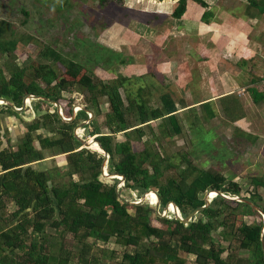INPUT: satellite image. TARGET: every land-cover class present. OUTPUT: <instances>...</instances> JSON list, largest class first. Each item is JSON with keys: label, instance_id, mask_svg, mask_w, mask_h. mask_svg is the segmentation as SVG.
Returning a JSON list of instances; mask_svg holds the SVG:
<instances>
[{"label": "trees", "instance_id": "1", "mask_svg": "<svg viewBox=\"0 0 264 264\" xmlns=\"http://www.w3.org/2000/svg\"><path fill=\"white\" fill-rule=\"evenodd\" d=\"M97 1L102 6H109L113 2L120 4L123 0ZM156 1H175L170 14L175 19L182 17L188 1H192L208 11L201 18L207 23L212 5L218 0ZM238 1L246 4L248 15L264 14V0ZM24 14L28 15V12L24 11ZM14 42H9L11 49L0 44V52L10 54ZM8 68V78L0 77V99L11 102L16 108L22 106L27 95L60 103L64 93H79V98L67 100L66 116L69 118L76 106L83 105L81 100L85 102L84 107L93 119L83 128L89 129V135L95 136L109 155L108 174L112 178L123 176L125 188L138 189L141 197L147 193H150L148 197L156 199L157 196L160 213L173 205L184 219L206 203L207 197L200 196L204 192L217 191L242 197L236 182L227 180L217 169L197 168L186 156L182 157L187 165L184 170L164 182L159 180L160 160H154L158 154L148 147L143 127L151 121L161 120L158 128L165 140L181 133L175 116L178 109L168 94L160 97V106L149 108L141 90L134 97L127 93L124 102L119 89L126 79L104 82L103 77L90 74L77 63L64 66L60 75L47 64H38L36 70L28 74L24 68ZM35 77L42 80L43 86L35 81ZM248 92L256 104L264 97L257 88H248ZM102 99L108 103L106 113L100 108ZM201 106L204 116L210 119L213 114L210 103L205 102ZM234 106V103L230 104L229 109H234ZM54 109L52 113L45 112L25 123V135L15 150L0 149V264H71L74 258L83 264H104L102 260L112 264L115 253L111 252L106 257L105 249L96 247V242L107 244L111 239L117 245L132 247V250L122 252V259L116 264H264L262 217L252 206L242 202H235L232 206L219 194L184 225L175 214L170 218L157 215L152 202L138 205L123 202L116 190L120 181L113 179L109 183L100 178H105L102 172L104 157L98 153L101 150L94 145V152L80 148L81 144L74 137L73 129L88 120L87 112L78 111L68 122L60 118L56 107ZM5 112L16 114L10 107L1 104L0 113ZM100 126L107 132H100ZM40 129L48 130L52 136L35 134ZM118 133L124 134V141H116ZM33 141H37L39 150L34 147ZM47 150L54 151L53 155L65 154L67 175L72 177L77 174L81 181H72L66 187L56 182L49 170L33 168L31 164L41 160L42 152ZM116 156H119L118 160ZM145 164L151 166V174L147 167L144 168ZM254 184L255 188L261 185L255 180ZM257 199L259 196L254 193L248 201L256 205ZM8 201L15 207L11 212L6 209ZM129 209L133 210V214L129 213ZM169 210L175 211V208ZM262 211L264 213V208ZM237 215L248 220L253 217V220L249 223L240 220L235 226L232 220ZM151 219L162 226H152ZM48 229H53V234L47 232ZM216 231L224 241L233 235L238 247L246 249L249 257L235 258L231 251L227 252L220 242L214 241L211 234ZM88 239L93 242L88 244ZM80 244L81 249L74 252L75 246ZM180 255H192L194 260L187 263Z\"/></svg>", "mask_w": 264, "mask_h": 264}, {"label": "rangeland", "instance_id": "2", "mask_svg": "<svg viewBox=\"0 0 264 264\" xmlns=\"http://www.w3.org/2000/svg\"><path fill=\"white\" fill-rule=\"evenodd\" d=\"M157 3L156 0H123L120 4L113 2L109 6H102L97 0H0V44L11 49L9 42L15 41L10 54L0 52V77L2 75V78H8V66L9 70L12 66L24 68L28 74L29 71L34 72L38 64H47L60 75L64 66L77 63L90 74L103 77L104 82L126 79L124 88L119 89L124 102L127 93L134 97L141 90L143 98L147 100V106L155 108L161 105L160 97L168 94L178 109L175 116L181 133L165 140L158 128L161 120L151 121L143 127L144 139L149 142L148 147L151 152L158 154L154 160H160L159 180L164 182L184 170L187 165L182 157L186 156L197 168L217 169L227 180L231 179L239 185L242 197L225 195V199L229 200L232 206H235V202H241L240 199L248 201L252 194L257 193V204L249 202L262 210L264 186L255 188L254 180L257 184L264 185V156L258 155L259 147L264 145V101L257 104L260 107H257L256 103L252 104L247 90L257 88L263 92L264 61H259L263 54L258 50V45L245 38L246 34L249 35L253 31L245 30V19L239 18L242 5L233 8L238 16L235 18L229 16L222 8L223 3L215 5L211 12L216 13L217 20H210L208 23L212 24L207 27L200 25L199 30L193 31L191 27L179 26L180 28L176 29L171 23L172 19L168 25L167 21L159 23L158 19L162 18V14L163 17L168 16L172 10L162 9V5L159 7ZM237 3L241 4L238 0ZM173 7L174 5L170 6L171 9ZM24 11L28 12V15H25ZM188 12L192 13L193 9H188ZM172 25L174 28L168 29ZM232 27L236 32H232ZM172 45H176L175 48L170 47ZM178 45L182 47L181 52L177 51ZM252 55L255 56L251 59ZM162 61H165V64H158ZM251 78L257 82L251 83ZM35 81L43 86L39 77H35ZM228 89L235 93L233 95L237 96L240 103L234 106V109H229L228 114L225 112L223 115L220 100L212 99L224 96ZM74 97L79 98V93H64L62 101L56 102L60 107V110L56 108L60 118L75 117L74 114L69 118L66 116L67 100ZM27 99L26 106L15 115L0 113V149L15 150L25 135V123L39 118L45 112L55 111L54 104L50 102L29 97ZM209 100L213 101L210 104L217 117L207 120L201 104L210 102ZM81 102L83 105L79 106L84 107L85 102ZM183 106L185 107L182 108ZM100 108L104 113L108 111L105 99H102ZM92 119L93 115L89 120ZM81 123L73 129V134L84 142L90 138L95 140L94 136L89 135V129L79 128ZM100 132H107V129L100 126ZM35 134L52 136V133L45 129H40ZM115 139L118 142L124 141V134L118 133ZM32 143L39 150L37 141ZM42 153L43 158L31 164L33 168L49 170L54 180L66 187L72 181H81L77 174L72 177L67 175L65 154L53 155L55 152L51 150ZM115 159L118 160L119 156ZM254 162L256 164H253ZM144 166L151 174V166ZM106 172L108 174L107 169ZM85 176L88 177V174ZM111 177L110 175L100 178L112 183L114 178ZM116 190L121 201L131 204L140 202L141 194L138 189L125 188L122 184L117 186ZM200 196L206 198L209 192ZM213 196L214 193L211 197ZM14 208L12 202L6 203L7 212ZM256 212L261 215L257 210ZM129 213L133 214V210L129 209ZM179 216L182 218L181 213ZM240 220L249 223L253 217L248 220L245 216L237 215L232 222L237 226ZM151 225L162 226L154 219H151ZM218 231L211 234L215 242H220L235 258L249 257L246 249L238 247L233 235H229V240L224 241ZM47 232L53 234V229H48ZM55 233L57 234V231ZM262 239L264 241V236ZM87 242L91 244L93 240L88 239ZM96 247L104 248L106 257H109L111 252L115 253L112 264L121 261L123 251L132 250V247L117 245L114 239L107 244L96 242ZM80 249L81 244L76 245L74 252ZM227 252L222 256L225 257ZM180 257L187 263L194 260L192 255ZM71 264L83 263L74 258Z\"/></svg>", "mask_w": 264, "mask_h": 264}, {"label": "crops", "instance_id": "3", "mask_svg": "<svg viewBox=\"0 0 264 264\" xmlns=\"http://www.w3.org/2000/svg\"><path fill=\"white\" fill-rule=\"evenodd\" d=\"M167 2V1H166ZM158 2L157 3V5H159V7L162 5V9H170V10H172L171 8H170V6H172L174 3H175V1H169V3L167 2ZM163 3V4H162ZM219 3H223V9H225V11L227 12V14L229 15V16H231L232 18H235V17H238L237 16V14L235 13L236 11L233 9L236 5H242V11H240L239 13H241V15H240V19H245V30H252L253 31V33L255 32V33H257L256 35H254L252 32L249 34V35H245V38H246V40H248L249 42H252V43H256L257 45H258V50L260 51V52H262V56H261V59H259V61L260 62H263L264 61V14L263 15H259V16H255V17H252V16H250V15H248L247 13H246V4H244V3H242V2H240L241 4H238L237 3V0L235 1V0H218V1H215L214 3H213V5H212V8H211V10H210V14H209V16L210 17H208V22H210V20H213V21H215V20H217L216 18H217V15H216V13H212L211 11L213 10V8H214V6L215 5H217V4H219ZM217 7V6H216ZM193 9V12L192 13H190L189 14V12H188V9ZM244 10H245V14L243 13L244 12ZM208 12L206 9H204V8H202V7H200L199 5H197V4H195V3H193L192 1H188V3H187V8H186V11H185V13L182 15V17L181 18H178V19H175V18H172L171 17V12H169V15L168 16H165V17H163V14H162V18L161 19H158L159 20V23L160 22H163V21H167V25L169 24V21H170V19H172V21L173 22H171L173 25H175L176 26V29H179L180 27L179 26H181V27H191L192 29H193V31H196V30H199V26L201 25L202 27L203 26H205V27H207L209 24H212V23H202L201 24V22H202V15H203V13L204 12ZM244 16V17H243ZM243 17V18H242ZM191 22H193V24H191ZM199 22H200V24H199ZM252 22H254V24H251ZM148 24H150V23H148ZM173 25L171 26V28L169 27L168 29H172V28H174L173 27ZM246 25H248L247 26V28H246ZM170 26V25H169ZM259 27V28H258ZM233 28V27H232ZM232 28L230 29V30H232ZM212 29H214L213 28V26H212ZM232 32H236L235 31V29L233 28V31ZM213 34V33H212ZM216 35V37H218V33H216L215 34ZM221 37V36H220ZM220 40H223L224 38H219ZM226 39V38H225ZM177 40H180V39H177ZM184 40V39H183ZM186 40V39H185ZM183 43V42H182ZM251 43V44H252ZM176 46V45H175ZM175 46L174 45H172V46H170V47H173V48H175ZM263 47V48H262ZM141 49V48H140ZM180 49H182V47H181V45H178V47H177V51H179V52H181V50ZM175 50V49H174ZM173 50V51H174ZM142 52V51H141ZM253 56H255V55H252L251 56V59H252V57ZM257 57H258V55H257ZM242 63H244V61H242ZM158 64H165V61H162V62H160V63H158ZM245 64V63H244ZM252 79V78H251ZM253 80V83H255V82H257L255 79H252ZM252 80H249L250 82L252 81ZM258 80V79H257ZM248 81V82H249ZM259 81V80H258ZM264 83V82H263ZM234 91V90H233ZM263 92V94H264V90H262ZM231 91H230V89H228V92L224 95V96H220L219 98H215V99H212L213 101L214 100H216V99H219L220 101V103H221V111H222V113H223V115H224V113L226 112V114H228V110L227 109H229V105L230 104H235V105H237L238 103H240V101L238 100V98H237V96L236 95H233V94H235V93H230ZM247 92H248V90H247ZM249 93V92H248ZM234 97V96H236V97H234V98H231V97ZM251 98V97H250ZM212 100H209L210 102L209 103H211L212 104ZM252 100V99H251ZM262 101H264V97L262 98V100L261 101H259V103H257V104H260V102H262ZM254 102L252 101V104H253ZM211 104H210V106H211ZM255 104V103H254ZM257 104H255L257 107H260L259 105H257ZM200 105V104H199ZM262 106V105H261ZM211 109H212V117L210 118V119H212V118H215V117H217V114L215 113V111L213 110V107L211 106ZM227 116V115H226ZM229 116V115H228ZM208 120V119H207ZM231 122V121H230ZM94 138H95V136H94ZM81 148H83V147H81ZM260 148V151H259V156L261 155V156H264V145L263 146H261V147H259ZM239 156V155H238ZM259 158V157H258ZM253 164H256L255 162L253 163ZM262 186H264V185H260L257 189H259V188H261Z\"/></svg>", "mask_w": 264, "mask_h": 264}, {"label": "water", "instance_id": "4", "mask_svg": "<svg viewBox=\"0 0 264 264\" xmlns=\"http://www.w3.org/2000/svg\"><path fill=\"white\" fill-rule=\"evenodd\" d=\"M34 98V99H37V100H43V101H46V102H50L51 104H54V106L57 108V109H59L60 110V107H59V105L56 103V102H54V101H52V100H50V99H48V98H44V97H38V96H35V95H27L25 98H24V103L22 104V106H21V108H16L11 102H9V101H6V100H4V99H0L1 101H2V103L1 104H4V105H7L8 107H10L11 108V110H13L14 112H16V113H18V112H20L25 106H26V104H25V101H26V99L27 98ZM78 110H84V111H86L87 112V114H88V120L85 122V123H81L80 125H79V128H82V127H84L86 124H88L89 123V119H91L92 118V115H90L91 113H89L84 107H80V109H76L75 110V112H74V115L78 112ZM59 115V114H58ZM61 115V114H60ZM74 117V116H73ZM73 117L72 118H70V119H65L64 117H62L61 116V119H63V120H65V121H71L72 119H73ZM74 137L78 140V142L81 144V146H83V148H87L86 147V143L87 142H84V141H82L81 139H79L78 138V136H76L75 134H74ZM96 143H97V145L99 146V148L101 149V152H98V153H101L102 155H103V157H104V161H103V164H102V172H103V174H104V171H106V169H105V167H107V163H108V159H109V155L103 150V148L101 147V145L96 141V140H94ZM97 152V151H96ZM104 176H106V177H109L110 175L109 174H107V173H105L104 174ZM119 177H121V179L122 180H124V178H123V176H121V175H118ZM112 178V177H111ZM122 184L124 183V182H121ZM215 193H217V194H220L223 198H226L224 195H222V193H219V192H215ZM146 198H147V196H145L142 200H140V202H142V201H145L146 200ZM156 203H155V209H156V213H157V215H159L160 217H164V218H170V216L167 214V211H164L163 212V214H160L159 213V207H160V200L158 199V197H156ZM239 201H241L242 203H247V204H249L250 206H252V207H254L260 214H261V216H262V218H264V213H263V211L259 208V207H255L253 204H251L249 201H247V200H244V199H240ZM140 202H136V203H132V204H139ZM211 203V198H207V200H206V203L201 207V208H199V209H197L196 211H193L188 217H186L185 219H182L180 216H179V214H180V212H179V210L176 208V207H173V208H175V211H176V215L178 216V219L184 224V225H186L190 220L189 219H191V217L193 216V215H195V214H197L200 210H202L203 208H205V207H207V206H209V204ZM264 220V219H263ZM263 225H264V222H263ZM263 231H264V226H263V230H262V232H261V245H262V249H263V252H264V241H263Z\"/></svg>", "mask_w": 264, "mask_h": 264}, {"label": "clouds", "instance_id": "5", "mask_svg": "<svg viewBox=\"0 0 264 264\" xmlns=\"http://www.w3.org/2000/svg\"><path fill=\"white\" fill-rule=\"evenodd\" d=\"M114 179H117V180H120V182H124V180H122L121 179V177H117V178H114ZM124 184H125V182H124ZM124 187V186H123ZM210 192H213V193H215L216 191H210ZM210 192H209V195H210ZM150 193H147V194H145L144 196H142V198H144L145 196H147V195H149ZM217 194V193H216ZM219 194H217V196H218ZM156 196V195H155ZM157 197V196H156ZM141 197H140V199L139 200H141L142 199ZM207 198H208V196H207ZM214 198H216V195L215 196H213V197H211V201L214 199ZM159 199V198H158ZM146 201H149L150 203H151V201L149 200V198H148V196H147V198H146V200H145V202ZM156 203V202H155ZM155 203L154 204H152V205H155ZM138 205V204H137ZM170 206H168V207H166L165 209H164V211H166L167 210V214L170 216V215H176V211L175 212H172L171 210H169V209H172L173 207H176V206H171V208H169ZM177 208V207H176ZM178 209V208H177ZM179 210V209H178ZM163 211V212H164ZM180 212V211H179ZM160 213V212H159ZM163 214V213H162ZM178 217V216H177Z\"/></svg>", "mask_w": 264, "mask_h": 264}, {"label": "bare ground", "instance_id": "6", "mask_svg": "<svg viewBox=\"0 0 264 264\" xmlns=\"http://www.w3.org/2000/svg\"><path fill=\"white\" fill-rule=\"evenodd\" d=\"M0 103H2V101L0 100ZM26 103H28V99H26ZM93 145L94 146H97V148L99 149V150H101L100 148H99V146L97 145V143L94 141V139L93 138H90L88 141H87V143H86V147L87 148H89V149H93ZM94 150V149H93ZM98 152V151H97ZM114 178H117V177H114ZM213 194V193H212ZM212 194H211V196H212ZM148 196V195H147ZM211 196H210V198H211ZM149 198V200L150 201H153V203L154 202H156L157 200L155 199V198H153V197H148Z\"/></svg>", "mask_w": 264, "mask_h": 264}, {"label": "built area", "instance_id": "7", "mask_svg": "<svg viewBox=\"0 0 264 264\" xmlns=\"http://www.w3.org/2000/svg\"><path fill=\"white\" fill-rule=\"evenodd\" d=\"M76 109H80V106H76L75 109H74V112H75ZM78 111H80V110H78ZM75 115H76V114H75ZM105 173H107V172L105 171ZM105 173H104V174H105ZM123 184H124V183H123ZM120 185H122L121 182H120V184L118 185V187H120ZM121 188H123V186H121ZM214 194L217 195L216 193H214ZM222 195L225 196V194H222ZM225 197H226V196H225Z\"/></svg>", "mask_w": 264, "mask_h": 264}]
</instances>
